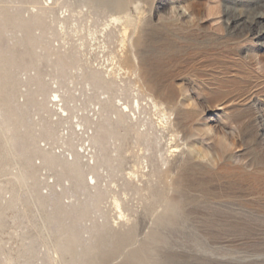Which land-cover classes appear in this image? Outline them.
I'll use <instances>...</instances> for the list:
<instances>
[{
  "label": "rangeland",
  "instance_id": "1",
  "mask_svg": "<svg viewBox=\"0 0 264 264\" xmlns=\"http://www.w3.org/2000/svg\"><path fill=\"white\" fill-rule=\"evenodd\" d=\"M0 264H264V0H0Z\"/></svg>",
  "mask_w": 264,
  "mask_h": 264
},
{
  "label": "bare ground",
  "instance_id": "2",
  "mask_svg": "<svg viewBox=\"0 0 264 264\" xmlns=\"http://www.w3.org/2000/svg\"><path fill=\"white\" fill-rule=\"evenodd\" d=\"M112 20L114 22H118L117 18H113ZM126 28H127V25L123 24V27L121 28L122 36L126 35ZM172 40H174V39H172ZM105 73H107V71ZM119 75L120 74H118V76ZM109 76L110 75H108V74L106 75L105 74V75H102V77L98 76V78H96V79H97V81H100L98 83L105 85L106 83H108V82H106L108 79L106 80L104 78H109ZM104 80H106V81H104ZM110 81H112V79ZM110 81H109V85H106V86L107 87L108 86L111 87V89L117 88V90H119V88H120L119 83H116V81L115 82H110ZM94 82H95V79H94ZM100 84L98 86L102 87L103 85L101 86ZM105 88L106 87H104V89ZM111 89H110V91H111ZM107 90H109V88ZM114 90H116V89H114ZM132 93L130 95V96H133V97H131V99H133V101H131L132 102L131 105L129 103L124 105L125 102H123V104H122L123 106L122 105L119 106V107H121L120 111L118 110L119 107L117 109L118 110L117 112H118L119 117H120L119 120H121V119L125 120V118H129V120H131L132 123H133V125H132L133 128L134 127L137 128V129L142 128L140 130L141 133H144V132L149 133V131H155L157 127L159 128V130L167 131L169 133L170 129H172V125H171V121H169V117H166L167 114L165 112V109L163 108V104L158 102V101H156L155 99H153L150 96H143V94L138 93V89L136 90V92L133 91ZM120 101L121 100H119L118 102H120ZM177 105L179 106V103ZM180 106H182V105H180ZM112 108H113V106H112ZM147 110H151V112L153 111L154 115L156 114V116L158 115V118H157L158 121L157 122L153 121L152 119H149L150 121H148V122H144L143 118L141 119L140 115L142 113L147 112ZM8 120L9 119H7V121ZM103 120L106 121L105 117H104ZM123 122L125 123V121H123ZM127 124H129V123L127 122ZM101 127H99V128H101ZM137 132H138V130H137ZM96 133L97 134H95L93 136V139L95 140L94 143L96 144V147H101L102 144H103L102 137L99 134V133H101V131L100 132L97 131ZM171 136H173V134H171ZM149 137L152 140H156V141L158 139V137L155 136V134H151V135H149ZM168 141H170L172 143V142H176V139H175V137H173L172 139L170 138ZM193 151L196 152L195 153V157L198 158V159L207 160V161L213 160L212 157L209 158L208 153H204V152L196 151V150H193ZM43 159H45L46 161H49L47 157H43ZM99 159H100V157H99ZM99 159H97V160H99ZM103 159L104 158L101 157L102 161H103ZM66 165L69 166L72 170H74V169L77 170V163L76 162L75 163H68ZM116 204H117V202H116Z\"/></svg>",
  "mask_w": 264,
  "mask_h": 264
},
{
  "label": "built area",
  "instance_id": "3",
  "mask_svg": "<svg viewBox=\"0 0 264 264\" xmlns=\"http://www.w3.org/2000/svg\"><path fill=\"white\" fill-rule=\"evenodd\" d=\"M43 147L46 148L47 147V144L46 145H43ZM91 159H92V157H91Z\"/></svg>",
  "mask_w": 264,
  "mask_h": 264
}]
</instances>
